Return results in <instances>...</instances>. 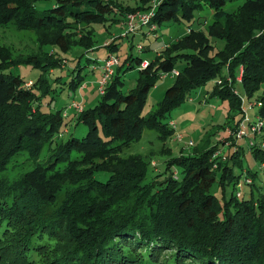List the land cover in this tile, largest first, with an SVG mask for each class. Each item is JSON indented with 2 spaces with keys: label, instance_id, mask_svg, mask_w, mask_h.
<instances>
[{
  "label": "trees",
  "instance_id": "1",
  "mask_svg": "<svg viewBox=\"0 0 264 264\" xmlns=\"http://www.w3.org/2000/svg\"><path fill=\"white\" fill-rule=\"evenodd\" d=\"M40 1L46 0H0V25L11 23L43 37L38 52L26 56L0 45V264H264V195L243 197L235 191L241 172L235 174L234 166L244 168L242 147L211 158L219 145L193 143L191 152L179 151L149 178L150 154L124 153L145 128L156 130L163 143L159 151L169 153L164 143L175 132V123L166 120L170 112L191 100L192 90L219 76L211 96L227 100L242 118L245 101L260 103L247 106L257 108L254 121L248 115L249 127L256 117L263 120L259 134H248L253 143L247 145L264 165V91L258 93L264 87V0L246 1L235 13L224 8L232 0H136L135 5L55 0L38 9ZM203 4L214 9L212 24L189 30L151 60L128 56L120 64L118 58L99 101L75 112L86 134L53 142L67 125L66 112L42 109L38 90H46V73L67 65L62 53L94 48L93 24L124 25L127 14L153 9L146 26L153 24L156 31L163 21L190 19ZM210 37L222 39L223 47L214 52ZM103 46L107 54L99 64L119 43L113 38ZM178 60L185 64L176 70ZM21 64L39 69L40 77L25 80L14 74L10 66ZM131 67L138 69L136 84L124 92L123 72ZM173 69L178 72L173 84L156 110L144 116L147 92ZM82 79L75 75L71 87L81 86ZM240 121L229 127L233 132L226 138L236 140ZM45 145L46 161L41 158ZM73 151L80 157L71 159ZM23 152L32 169L12 173V160ZM99 172L108 173L106 180L96 177Z\"/></svg>",
  "mask_w": 264,
  "mask_h": 264
},
{
  "label": "rangeland",
  "instance_id": "2",
  "mask_svg": "<svg viewBox=\"0 0 264 264\" xmlns=\"http://www.w3.org/2000/svg\"><path fill=\"white\" fill-rule=\"evenodd\" d=\"M118 1L129 5H135L136 2V0ZM246 1L249 2L254 0L228 1L224 8L235 13ZM53 3H55V0L40 1L37 3V8L42 9L43 7H50ZM213 12V8L203 4L201 8L194 11L190 19H182L179 22L163 21L161 24L157 25L156 31L152 28L148 29L145 25L142 27L144 33L142 31H136L135 33H130L128 37L122 36L126 29L125 25L124 28H121L120 24L115 23L108 26L106 25L107 27L102 24H93L92 26L95 30L94 48L84 51L79 47H74L67 53H62L63 57L68 62L67 65L65 61H62V65H66L63 69H55L54 73L51 74L46 73L45 76L48 78L46 90L43 94L38 90L41 96L42 109L45 111L63 109L69 114V116L64 119V121H68L67 125L62 124V131L60 134L54 136L53 142L55 143L60 140L64 141L72 135L82 137L86 134L87 127L82 123H77L75 112L82 106L83 108L94 106L100 99L98 80L101 77V73L100 69L96 66H99L100 60L102 61L107 54V48L103 46V42L116 38L119 46L113 53L118 56L120 64H123L124 59L128 56L151 60L157 51L164 48L167 44L174 42L176 39L189 32V30H205L207 26L213 23ZM210 39L214 45V52L223 47L222 39L215 37H210ZM42 41L43 37L41 34L33 30H20L11 23L5 26L0 25V45L10 47L14 55L26 56L28 54L37 53ZM77 56H79L78 60ZM95 59H97L96 62ZM132 63L135 64V61L132 60ZM184 64V60L176 61V70L181 69ZM95 67L97 69H95ZM10 68L14 74L20 75L25 80H36V78L40 77L39 73H41L39 69L31 67L30 64H21L15 67L10 66ZM137 70V68L131 67L123 72L124 74L121 71L124 81L120 86L124 92H127L135 86L138 75ZM225 74L226 71L224 70L222 75ZM58 75H61L62 78L53 81V78ZM75 75H79V77L83 76V79L81 81V86L73 88L70 85V81ZM218 79L219 76L213 77L202 86L192 90L190 93L191 100H185L181 105L173 108L170 112L166 120H171L175 123V132L164 143L165 147L167 146L170 149L169 153H161L159 151L163 143L158 137V133L156 130L147 128L143 130L141 137L137 141L131 142L129 147L124 149V153L150 154V172L147 177L149 178L155 172L162 170L169 158L179 155V151L182 150L184 153L191 152L192 147L188 145V140H191L194 145H198L199 147L206 144L209 146L214 144L219 145L220 150L217 151L218 149H216L212 152L211 158L218 157L219 153H227L229 149L240 151L242 147L244 149V154L242 155V165L244 168L240 169L239 166H234L235 174L241 172L235 191L241 193L243 197L252 196L257 198L261 194L264 195V165H261L253 158L247 145V142L250 140L246 135H243L241 139L237 140L226 138L233 132L229 127L242 119V113L237 109L231 110L227 100L211 96V90ZM173 82L174 75L167 74L165 77L159 78L156 85L150 88L147 92L146 104L142 110L144 116L156 110L157 104L161 101L165 90L173 84ZM26 86L27 88H31L32 82L30 80L27 81ZM234 86L237 93L243 96L244 90L242 84L236 81ZM262 91H264V87H262L258 93ZM245 106L247 107V101H245ZM256 112L257 108L247 107V114L250 120L254 121ZM248 127L247 122H245L247 132H249ZM176 133L182 134L183 140L181 142L174 140ZM257 136L258 138L260 137V135ZM262 148H264V145H262ZM49 152L48 145H45L42 150L41 158L46 161ZM79 157L80 153L77 151H73L70 155L71 159ZM26 158L27 153L25 152L16 155L10 164L13 168L11 172L19 173L32 169L31 166L29 167V161H26ZM65 165L66 163L63 162L59 163L57 166L61 169ZM173 165V169H179L178 165ZM96 177L104 181L108 177V173L99 172L96 173ZM251 180H253L254 183L250 184ZM225 191L228 195L231 191V186L227 185ZM220 193L221 191L216 189V194L219 195Z\"/></svg>",
  "mask_w": 264,
  "mask_h": 264
},
{
  "label": "built area",
  "instance_id": "3",
  "mask_svg": "<svg viewBox=\"0 0 264 264\" xmlns=\"http://www.w3.org/2000/svg\"><path fill=\"white\" fill-rule=\"evenodd\" d=\"M153 16V9L147 12H142V11H136V12H131L127 14V21L124 23L126 29L123 32V36L126 34L133 33L138 27L140 26H145L149 24V21L151 17ZM153 26V27H152ZM150 28L154 29L155 25H150ZM118 64V57L115 56L114 54H110L99 66H97L100 69L101 77L98 80V90L99 93H103L104 91V86L107 82V79L113 74L114 72V67ZM146 63L143 64L145 66ZM96 68V67H95ZM242 72V67H240V73ZM170 74L176 75L178 72L173 69ZM165 76V75H164ZM163 76V77H164ZM239 79V78H238ZM220 81H218L219 83ZM244 98H242V104L244 103ZM260 103L258 102H249L247 104L248 107L254 106V105H259ZM242 110L243 112V118L238 124V130L236 132V140L241 139L243 135H246L248 137V134H259L261 132V127L263 126V120L259 119L256 117V122L252 124L249 128V132L245 129V122L248 118V114L246 112V107L242 105ZM172 125H174L171 122ZM174 140L181 142L183 140V136L180 133H176ZM188 145L191 146L193 142L191 140H188ZM249 143H253V141H249ZM264 145V143H261V147ZM239 195V193H237Z\"/></svg>",
  "mask_w": 264,
  "mask_h": 264
},
{
  "label": "crops",
  "instance_id": "4",
  "mask_svg": "<svg viewBox=\"0 0 264 264\" xmlns=\"http://www.w3.org/2000/svg\"><path fill=\"white\" fill-rule=\"evenodd\" d=\"M120 27H121V28H124V25L120 23ZM142 29H143V28H138L136 31H142V32H143ZM136 31H135V32H136ZM143 33H144V32H143ZM126 65H127V64H126ZM79 110H80V108H79ZM68 116H69V114L66 112V117H68Z\"/></svg>",
  "mask_w": 264,
  "mask_h": 264
}]
</instances>
